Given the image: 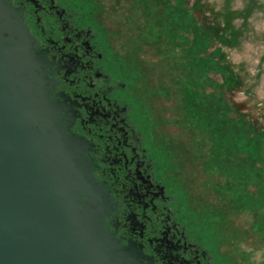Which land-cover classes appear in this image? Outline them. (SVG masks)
I'll return each mask as SVG.
<instances>
[{
	"label": "rangeland",
	"instance_id": "obj_1",
	"mask_svg": "<svg viewBox=\"0 0 264 264\" xmlns=\"http://www.w3.org/2000/svg\"><path fill=\"white\" fill-rule=\"evenodd\" d=\"M62 1L132 86L215 263L264 264V0Z\"/></svg>",
	"mask_w": 264,
	"mask_h": 264
},
{
	"label": "flooded vegetation",
	"instance_id": "obj_2",
	"mask_svg": "<svg viewBox=\"0 0 264 264\" xmlns=\"http://www.w3.org/2000/svg\"><path fill=\"white\" fill-rule=\"evenodd\" d=\"M3 1L43 62L62 129L88 145L92 174L110 200L105 228L130 264H216L143 131L132 86L109 68L94 27L62 0Z\"/></svg>",
	"mask_w": 264,
	"mask_h": 264
},
{
	"label": "water",
	"instance_id": "obj_3",
	"mask_svg": "<svg viewBox=\"0 0 264 264\" xmlns=\"http://www.w3.org/2000/svg\"><path fill=\"white\" fill-rule=\"evenodd\" d=\"M0 0V264H130L88 145L65 132L34 43Z\"/></svg>",
	"mask_w": 264,
	"mask_h": 264
}]
</instances>
